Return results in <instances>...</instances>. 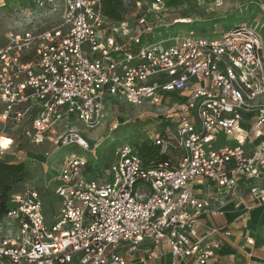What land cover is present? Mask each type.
Listing matches in <instances>:
<instances>
[{
    "label": "built area",
    "instance_id": "2783aa9c",
    "mask_svg": "<svg viewBox=\"0 0 264 264\" xmlns=\"http://www.w3.org/2000/svg\"><path fill=\"white\" fill-rule=\"evenodd\" d=\"M171 1L180 0H134L144 14L132 30L108 19L101 0H45L59 10L58 27L0 39V120L28 123L33 144L68 117L96 128L107 95L156 107L166 124L147 143L164 162L145 164L141 146L122 144L106 174L92 179L85 158L64 157L51 222L37 190H14L0 218V264H215L230 232L226 225L199 231L202 216L223 215L226 203L211 199L236 196L242 182L264 205V39L240 24L218 39L189 32L165 47L145 41L158 28L150 13ZM55 144L90 149L72 129ZM205 184L212 192L203 197Z\"/></svg>",
    "mask_w": 264,
    "mask_h": 264
},
{
    "label": "rangeland",
    "instance_id": "374dc122",
    "mask_svg": "<svg viewBox=\"0 0 264 264\" xmlns=\"http://www.w3.org/2000/svg\"><path fill=\"white\" fill-rule=\"evenodd\" d=\"M43 1L0 0V39L3 40L9 32L43 31L58 27L61 23L59 10H54ZM119 1L124 21L133 30L135 17L144 12L135 10L134 0ZM150 14L158 28L150 33L151 37L144 36L143 39L152 43L165 42L164 47L189 32H193L195 38L218 39L240 24L257 27L264 39V0H222L219 7L199 5L192 0L171 1L164 10ZM179 20H187V23L182 24ZM104 106L105 119L96 128L87 129L73 117H68L55 128L54 134H47V139L40 145L31 142L30 125L25 121L0 120V141L8 139L7 147H0V161L24 166L25 177L14 186V190H37L43 198L48 222L53 221L57 213L54 178L64 157L74 154L85 158L88 161L86 177L95 179L109 170L116 147L130 144L138 149L142 143H150L149 137L154 130L162 131L166 127L165 123L159 124V118L155 117L156 107L145 104L135 107L108 95L104 98ZM1 110L0 103V113ZM114 124L116 128L112 129ZM69 129L85 137L90 146L88 151L75 145L62 148L55 144L57 138ZM223 143L221 135L218 144ZM254 255L260 258L256 264H264V225L258 228L252 252Z\"/></svg>",
    "mask_w": 264,
    "mask_h": 264
},
{
    "label": "crops",
    "instance_id": "0c3cea01",
    "mask_svg": "<svg viewBox=\"0 0 264 264\" xmlns=\"http://www.w3.org/2000/svg\"><path fill=\"white\" fill-rule=\"evenodd\" d=\"M262 179L264 184V171ZM245 188L246 186L241 182L236 196L226 199L213 197L211 202L215 206L221 201L226 203L223 215H204L199 220L201 233L210 225H226L230 232L228 237L222 239L220 247L215 251V264H256L260 259L255 255L252 256V252L258 228L264 225V205L250 200ZM211 192L212 189L207 184L199 191L203 197L210 195ZM248 241H251V244Z\"/></svg>",
    "mask_w": 264,
    "mask_h": 264
},
{
    "label": "trees",
    "instance_id": "16d2710c",
    "mask_svg": "<svg viewBox=\"0 0 264 264\" xmlns=\"http://www.w3.org/2000/svg\"><path fill=\"white\" fill-rule=\"evenodd\" d=\"M104 15L115 22L124 20L119 0H101ZM145 164L164 162L166 157L159 153V148L147 143L141 145L139 151ZM25 177L24 166L0 161V218L7 210V199L14 191V186Z\"/></svg>",
    "mask_w": 264,
    "mask_h": 264
},
{
    "label": "bare ground",
    "instance_id": "6f19581e",
    "mask_svg": "<svg viewBox=\"0 0 264 264\" xmlns=\"http://www.w3.org/2000/svg\"><path fill=\"white\" fill-rule=\"evenodd\" d=\"M178 22H180V23H182V24H185V23H187V20H179ZM6 140H7V142H8V139H6ZM6 140L4 139V140H1V141H0V147H1L2 149H5V148L7 147Z\"/></svg>",
    "mask_w": 264,
    "mask_h": 264
}]
</instances>
